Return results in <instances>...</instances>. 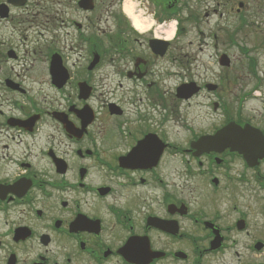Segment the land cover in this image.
I'll list each match as a JSON object with an SVG mask.
<instances>
[{"label": "flooded vegetation", "instance_id": "1", "mask_svg": "<svg viewBox=\"0 0 264 264\" xmlns=\"http://www.w3.org/2000/svg\"><path fill=\"white\" fill-rule=\"evenodd\" d=\"M243 8L0 0V264H201L206 222L224 243L189 198H232L257 170L192 145L229 122L264 136V120L234 118L232 35L217 24Z\"/></svg>", "mask_w": 264, "mask_h": 264}, {"label": "rangeland", "instance_id": "2", "mask_svg": "<svg viewBox=\"0 0 264 264\" xmlns=\"http://www.w3.org/2000/svg\"><path fill=\"white\" fill-rule=\"evenodd\" d=\"M242 1L245 3V8L241 16L233 13L232 19L220 20L217 24L223 31L225 26L229 25L232 35L230 53L233 68L232 81L229 85L232 86L235 95L233 113H238L244 119L253 117L257 123H260L264 120V0ZM53 5L55 9L64 11L63 5L59 2ZM63 15H58L52 34L55 46L61 51L67 31L66 24L61 21ZM214 20L215 18L204 28H211ZM242 49H248L247 53ZM248 57L254 59L256 64L258 96L249 95L256 77L243 70L248 65ZM74 58L75 56H71L72 61ZM247 74L252 78L251 81L245 76ZM246 93L248 96L245 95ZM199 122L202 125L207 120H199ZM254 170L257 172H247L246 190L234 189L231 191L232 198L224 195L211 198L199 191L189 198L191 208L203 210L208 218L213 219L220 226L225 237L220 251L204 254L200 260L201 264H264V248L260 252L253 249L255 242L264 243V163ZM233 198L235 199L232 200ZM238 219H244L246 223L242 232L235 229ZM227 227H231L229 231H225ZM203 248L200 247V250Z\"/></svg>", "mask_w": 264, "mask_h": 264}, {"label": "water", "instance_id": "3", "mask_svg": "<svg viewBox=\"0 0 264 264\" xmlns=\"http://www.w3.org/2000/svg\"><path fill=\"white\" fill-rule=\"evenodd\" d=\"M198 146L211 148V150H223L230 148V151H236L241 154L249 166L253 161L264 158V138L261 134L249 126L241 129L234 124H230L223 130H220L213 137H207L198 143ZM238 229L242 228V223L237 224ZM219 240L212 242L211 249L214 250L219 246ZM256 249H261L260 245Z\"/></svg>", "mask_w": 264, "mask_h": 264}, {"label": "bare ground", "instance_id": "4", "mask_svg": "<svg viewBox=\"0 0 264 264\" xmlns=\"http://www.w3.org/2000/svg\"><path fill=\"white\" fill-rule=\"evenodd\" d=\"M171 36V35H170Z\"/></svg>", "mask_w": 264, "mask_h": 264}]
</instances>
